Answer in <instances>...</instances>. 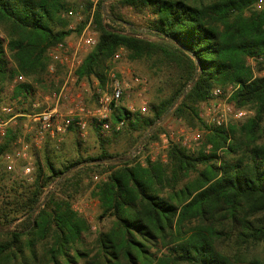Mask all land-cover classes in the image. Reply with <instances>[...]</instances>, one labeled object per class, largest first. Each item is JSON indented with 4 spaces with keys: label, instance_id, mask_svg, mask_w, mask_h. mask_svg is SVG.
<instances>
[{
    "label": "trees",
    "instance_id": "1",
    "mask_svg": "<svg viewBox=\"0 0 264 264\" xmlns=\"http://www.w3.org/2000/svg\"><path fill=\"white\" fill-rule=\"evenodd\" d=\"M104 1L95 5L92 28L98 40L84 55L76 82L96 80L104 89L113 54L122 47L129 62L142 64L149 73L147 114L122 107L111 122L124 119V125L111 130V139L95 126L100 146L96 156L79 155L58 167L46 151L43 164L35 160L31 182L12 177L1 162L2 155L15 150L23 119L4 130L0 226L24 218L12 231L0 232V264L35 263L37 245L45 247L48 264H264V74L253 75L248 62L253 58L258 70L264 68V6L255 9L256 0H112L104 17ZM79 4L0 0L5 35L0 33V91L17 75L25 77L11 84L10 100L20 98L31 107L34 84L47 82L49 67L64 74L48 50L81 31L89 14L69 28L71 12L80 10ZM90 6L87 2L83 11ZM129 11L140 17L139 24ZM105 18L140 26L159 40L115 30ZM48 82L53 88L62 83ZM190 84L170 116L203 123L198 104L212 98L214 88L228 85L234 88L229 102L254 114L227 127L207 128L208 152L174 142L165 163L150 157L141 163L136 155L118 163L89 164L125 157L141 137L145 146L157 136L159 126L147 134L155 121ZM120 135L128 139L126 147L110 151ZM99 169L107 173L92 195L99 202L100 218L108 215L112 220L97 232L89 249L82 237L90 231L89 224L72 209L71 199L82 176ZM47 185L54 189L32 217Z\"/></svg>",
    "mask_w": 264,
    "mask_h": 264
},
{
    "label": "rangeland",
    "instance_id": "2",
    "mask_svg": "<svg viewBox=\"0 0 264 264\" xmlns=\"http://www.w3.org/2000/svg\"><path fill=\"white\" fill-rule=\"evenodd\" d=\"M71 2H82L83 7L80 10H73L71 12L72 15L75 14L76 11H79L82 18H87L89 14V9H86V11H83L84 8L87 5V2H90L92 6L91 0H70ZM112 0H105L103 2L104 8L103 13L104 17L107 15V3H109ZM90 6V8H91ZM264 6V2L261 6V8ZM257 8L255 6V9H261ZM130 18L134 21L135 24H139L140 17L131 13L129 11ZM74 17V16H73ZM105 24H108L115 30H118L123 33H131L136 34L141 37L148 38L150 40H159L158 36L147 32L144 28L140 26H133L127 23H123L121 21H111L108 18H105L104 20ZM74 27L77 25V21L75 18L72 19V22L70 23ZM1 36H5L3 33V30L0 28ZM68 38H74V34L72 33L70 37ZM122 48V47H120ZM119 48V49H120ZM123 49V54L121 55V58L118 61H111V67L118 68L119 70H131L138 76L145 79V85H144V91L142 94L144 102H146V111L144 113H141L137 110L138 100L135 99L134 94H130L128 97H124L122 100H120L115 106H112L110 113H107V119L108 122L111 125H114L115 123L111 122V119L113 118L114 114L116 112H120L121 108H126L129 104L134 105V111L130 112H138L140 114H147L148 111V101L151 97L150 95V76L146 68L142 64L135 63V62H129L126 58V51ZM249 64L252 66L253 75H263L264 74V68L261 70L257 69L256 62L253 58L248 59ZM109 68V69H110ZM108 69V71H109ZM107 71V72H108ZM21 77V79H20ZM47 82H45L42 85L34 84V94H33V103L31 107H29L28 101L24 100V102L19 100H10V94H11V88L12 83L21 82L25 79L23 75H17L13 78L11 84H7L4 86V88L0 91V106H10L11 112L7 113L2 111V114H0V130H5L9 127H15L17 124L20 123L19 118H22L21 122V133L17 137V139L14 142V148L15 150L19 149L23 145H27V154L28 159L22 160V159H16L11 164L12 169H8V164H10L9 160L5 158L6 155H12V153H6L4 156H1V162L3 164V167L5 171L9 172L12 177H18L20 179H24L27 182H31L35 170V160L36 158H39L40 162L43 164L44 161V154L47 151L49 157L54 162V164L58 167H62L66 165L71 160L77 158L79 155H82L83 157H89V156H96L100 152V146H99V139L98 134L95 130V126L100 127V121L96 118L87 119V125L85 129L81 130L79 129L75 123H72L71 127H67L63 132L56 133L54 136H51L50 134H45L42 139H38L35 136V123L32 119V116L34 113L40 111L39 107H44V97L47 94H50L52 91L57 90L58 88L54 86L50 87V83L48 82L49 79H53L54 81H63L64 74L63 73H56L55 69L51 71L49 69L47 73ZM1 82V81H0ZM233 88L232 85H228L225 88H221L223 92H227L228 89ZM105 91L104 89L100 88L98 85V82L96 80H91L90 82L87 81H81L76 82L74 86L70 89L69 93L76 94L80 93L82 96V102L87 109L93 110L95 108H98L100 106L99 99L102 93ZM225 94H222L218 98L212 97L206 101H202L198 104V117L203 121V123H198L196 121L188 122L185 119H179L173 116H170L171 111L167 116H165L163 119H161L160 123L153 125L147 134H150L156 127L159 126V131H157V136L151 140H149L146 145L145 139L146 138H139L131 148L128 149L129 153L125 157L121 158H112L111 161L105 162V161H95L92 160L89 162V164L94 163H110V162H121V161H127L132 159L134 156L137 155V160L141 163H144V160L146 157H150L152 160H160L161 162H167V153L168 149L171 143L177 142L185 146L188 150L197 152L198 150L204 149L205 152H208L210 149V144H207L204 146L205 141V134L208 133L207 128H211L213 124L209 121V116H206V108L209 106L210 101L217 102V103H223L230 101L229 99H225ZM38 103L40 106L34 107L33 104ZM21 107L26 108L27 111L24 113V111H21ZM74 108L75 111L77 110L75 107V104L73 102H69L65 100L62 102V104L59 106V110L63 116L67 115V112L69 109ZM246 110L248 113L245 117L242 119H234L232 116L228 117V121L225 125V127L229 126V124H237L240 122L245 121L246 119L253 116L254 111L250 108H242ZM129 111V110H128ZM77 112V111H76ZM85 118V117H83ZM205 125L207 127H205ZM112 130V129H111ZM102 132L101 127L99 129V132L102 134V136H105L106 138L111 139L112 132ZM196 134H199L200 137L196 139ZM2 138V135L0 134V140ZM128 142V139L125 138V136L120 135L118 139H116L115 142L111 143V146H109L110 151H120L123 147H126ZM220 152V151H218ZM82 165V164H81ZM25 166H30V172L24 173L23 168ZM74 168L69 169L68 171L64 172L61 177H66L73 171ZM47 173V171L45 170ZM107 172H101L95 170L93 172H90L88 175H83L80 185L77 188V193L73 192V197L71 199V207L72 209L81 215L89 224L90 231L88 233L82 234V237L85 242V246L89 249H93L95 238L97 235V232L99 230L107 229L111 222L110 216H104L100 218V207L98 200L92 195V191L94 190L95 186L101 181L105 179ZM54 189L53 185H47L43 188V192L39 198V201L37 205L35 206V209L31 213V216L33 217L34 214L41 208L39 205L40 203H44L46 200V196L48 192L52 191ZM72 193V192H71ZM24 216H17V219L12 221L10 224H5L3 226H0V232H10L12 231L16 226L20 224V222L23 220ZM37 253L39 258L35 260V263L30 262V264H48L47 259V253H45V247L42 245H37ZM72 253V251H71ZM29 264V263H28Z\"/></svg>",
    "mask_w": 264,
    "mask_h": 264
},
{
    "label": "built area",
    "instance_id": "3",
    "mask_svg": "<svg viewBox=\"0 0 264 264\" xmlns=\"http://www.w3.org/2000/svg\"><path fill=\"white\" fill-rule=\"evenodd\" d=\"M92 6L89 12L88 20L81 29V31L74 38H68L64 41H59L54 44L48 50V54L52 62L57 63L64 68V78L55 91L47 94L44 97V107L33 114L32 119L35 123V136L38 139H42L45 134L54 136L56 133L63 132L69 125L75 123V125L83 130L87 125V119L96 118L100 121V127L102 132L110 131L111 129L120 130L124 125V119L117 121L114 125H111L107 119V113H110L112 106H115L124 97L134 94L135 99L138 100L137 110L141 113L146 111V102H144L142 94L144 91L145 79L138 76L131 70H119L118 68L111 67L107 72V80L105 84V91L102 93L99 99L100 106L93 110L85 108L82 102V96L80 93H69L72 86L76 84L77 74L76 71L80 66L84 55L96 45L98 40L97 32L92 28L94 8L98 0H91ZM264 0H256L255 6L261 8ZM83 7L82 2L79 4V8ZM74 18L77 24H80L84 18H82L79 11H76ZM69 28H74L72 24ZM123 49H118L112 57V61H118L123 54ZM51 71L55 69L54 65L49 67ZM21 79V77H20ZM234 88L228 89L225 93L221 88L216 87L212 90V97L218 98L222 94H225V99L228 100L231 92ZM65 100L73 102L76 107L68 110L67 115L63 116L59 110V106ZM34 107L40 106L38 103L33 104ZM10 106L2 107V111L11 112ZM129 111H134V105L131 103L127 106ZM247 111L242 108H236L232 102L217 103L210 101L209 106L206 108V116H209V121L215 125L225 126L228 117L232 116L234 119H242L247 115ZM85 117V118H83ZM1 126V125H0ZM4 130H0V134L3 135ZM200 137L196 134V139ZM5 158L9 160L8 169H12V163L16 159L27 160V145L21 146L15 150L12 155H6ZM24 173L30 172V166L23 168Z\"/></svg>",
    "mask_w": 264,
    "mask_h": 264
},
{
    "label": "water",
    "instance_id": "4",
    "mask_svg": "<svg viewBox=\"0 0 264 264\" xmlns=\"http://www.w3.org/2000/svg\"><path fill=\"white\" fill-rule=\"evenodd\" d=\"M189 54H191V52H189ZM190 86H191V84L189 86H187L186 89L184 90V92L181 94V96L179 98H177V100H175V102L171 106V108H169V110L159 120L155 121V123L153 125L160 123L161 119H163L165 116H167L169 114V112L177 105V103L179 102L180 98L188 91ZM39 205L41 206L42 203H40Z\"/></svg>",
    "mask_w": 264,
    "mask_h": 264
}]
</instances>
